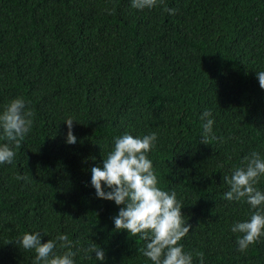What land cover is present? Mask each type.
<instances>
[{
    "label": "trees",
    "instance_id": "trees-1",
    "mask_svg": "<svg viewBox=\"0 0 264 264\" xmlns=\"http://www.w3.org/2000/svg\"><path fill=\"white\" fill-rule=\"evenodd\" d=\"M131 4L0 0V112L23 98L34 113L13 164H0V264H34L18 241L36 232L42 243L66 234L73 251H105V261L81 251L75 264H152L143 240L115 230L122 206L91 185V168L125 133H157L149 159L159 187L184 206L192 227L180 243L193 264L198 253L204 264H264V238L241 252L231 231L250 205L223 198V176L253 151L264 157V0H165L175 14ZM205 110L217 137L209 144Z\"/></svg>",
    "mask_w": 264,
    "mask_h": 264
},
{
    "label": "clouds",
    "instance_id": "clouds-1",
    "mask_svg": "<svg viewBox=\"0 0 264 264\" xmlns=\"http://www.w3.org/2000/svg\"><path fill=\"white\" fill-rule=\"evenodd\" d=\"M164 5V11L175 14L176 9L168 8L165 0H132L131 6L138 10L152 9ZM259 85L264 89V71L257 72ZM212 113L205 110L200 119L203 124L201 143L209 144L217 137L213 134L214 120ZM34 113L27 109L23 98L13 99L0 112V139L6 141L0 145V164H13L16 149L30 133L34 124ZM72 118L65 123L68 126L66 143H77L73 133ZM157 133L143 137H134L125 133L113 141V148L103 156V165L91 168V185L98 198L114 201L120 207L113 217L115 230H127L132 237H139L145 246L139 249L152 264H193L191 253L184 251L182 243L191 229L184 220L182 202L175 191L168 192L159 187V180L149 159V153L156 147ZM264 178V157L253 151L243 158L231 176H223L230 190L223 198L229 202H245L253 210L250 218L237 221L232 227L237 238L238 250L247 251L264 238V192L257 185ZM18 180H27L26 176L17 175ZM107 189V190H106ZM40 232L25 233L18 243L24 250H34V264H75L76 255L83 251L85 258L95 253L98 261H105V251L96 244L88 248L76 247L66 234L55 240L42 243ZM65 250L57 253V249ZM200 264H204L203 253H198Z\"/></svg>",
    "mask_w": 264,
    "mask_h": 264
}]
</instances>
